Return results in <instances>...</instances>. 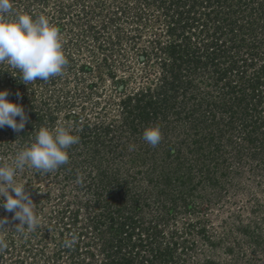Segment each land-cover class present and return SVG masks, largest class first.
<instances>
[{"label": "rangeland", "instance_id": "rangeland-1", "mask_svg": "<svg viewBox=\"0 0 264 264\" xmlns=\"http://www.w3.org/2000/svg\"><path fill=\"white\" fill-rule=\"evenodd\" d=\"M237 1L230 13H218L222 33L232 27L245 45L264 46L254 39L264 38L263 0H242L241 8ZM11 3L58 27L68 65L62 75L26 85L0 64V89L20 91L16 102L28 115L19 133L0 128V163L33 141L41 126L70 128L79 142L58 169L17 174L18 183L27 181L40 224L21 235L13 213L0 206V217H7L0 238L8 245L0 264H119L122 258L127 264H264V99L243 115V105L207 85L208 72L194 75V88L169 90L160 99L154 40L170 37V0ZM212 16L203 33L214 31ZM249 24L252 35L245 32ZM239 54L240 64L246 52ZM258 56L246 76L259 70L264 50ZM143 88L152 95L147 120L131 99ZM150 125L162 133L156 147L142 138Z\"/></svg>", "mask_w": 264, "mask_h": 264}, {"label": "clouds", "instance_id": "clouds-1", "mask_svg": "<svg viewBox=\"0 0 264 264\" xmlns=\"http://www.w3.org/2000/svg\"><path fill=\"white\" fill-rule=\"evenodd\" d=\"M0 64L19 70L20 81L26 85L62 75L68 60L63 51L60 30L45 16L34 17L15 11L11 0H0ZM16 95L19 99L20 93ZM8 97L9 91L0 89V128L7 125L19 133L25 128L28 115L20 103ZM142 138L156 147L162 139L159 126H146ZM78 142L79 136L73 134L70 128L41 126L33 141L20 146L9 160L0 163V206L13 213L12 219L18 221L13 226L17 233L26 236L40 224L31 195L25 190L27 181L18 183L17 174L25 168L43 173L58 169L68 163L67 150ZM6 223L7 217H0V225ZM73 242L65 241V244L71 246ZM7 246V242L0 238V251Z\"/></svg>", "mask_w": 264, "mask_h": 264}, {"label": "trees", "instance_id": "trees-1", "mask_svg": "<svg viewBox=\"0 0 264 264\" xmlns=\"http://www.w3.org/2000/svg\"><path fill=\"white\" fill-rule=\"evenodd\" d=\"M234 1L237 0H202V2L201 0H170V4L167 6L173 10L170 21L168 22L169 24H167V32L170 37L164 41H160L159 39L154 40L156 50L153 49L155 55H160L158 59L162 68L159 78L161 83L157 88L161 94L160 97L169 90L175 92L181 89L183 92H186L190 89L189 86L194 88L196 85L194 83V75L196 76L197 74H205L208 72L212 83L208 81L209 84L207 85L211 86V88L214 87V90H219V95L222 94L224 98H229V100H231L230 96H232L233 102H236L239 107L243 105V115L251 111L250 109L257 111L258 107L262 105V99H264V60L259 64V70H254L250 76L245 75V68L251 66L255 61L259 63L261 58L258 56V48L264 50V46L261 47V45L256 44V42L253 45L251 43L245 45L243 41L236 38L233 33L234 28L232 27L225 33L228 35L231 32L229 38H226L219 25L218 13L223 12L222 16H225V11L230 13L234 5L231 3ZM241 2L242 0L237 1V3L240 4V8L246 6ZM243 2H246V0ZM187 3H189V5H187ZM203 3H205V6H203ZM227 3H230V5L226 6L225 4ZM259 5H262L264 8V0L260 2ZM116 9L119 10V8ZM113 12L112 10L111 14H113ZM212 14L214 15V31L203 33L208 22L211 23L213 20ZM261 15H264V13H261ZM202 16H204L206 20L202 24H199V17ZM250 22L252 21L250 20ZM262 23H264V21ZM199 25L201 30L196 31V27ZM135 29H138V27ZM218 29L221 33L217 32ZM255 30L253 24L251 26L249 24L245 32L251 33L252 35V32ZM255 35L256 33L254 36ZM254 39L256 41L264 40V38H259L258 34ZM240 50H245V55L247 56V54H249V57L247 56L246 58L243 54L242 61L239 64L238 55H240ZM144 57L146 59V55H144ZM14 71L16 74L19 72L17 69ZM7 90L9 91L8 98L16 102L18 99L16 95L17 89L14 87L8 88ZM149 91V88L139 89L135 97L131 98L132 100L135 99V109H137L138 116L144 117L145 120L150 117L151 113L147 110L149 106L152 105L150 101L152 95H149ZM18 92L20 93V91ZM146 94L149 95V98L142 103ZM160 99L166 101V97H161ZM153 101L158 102L155 101V98ZM252 101H254L253 104H251ZM229 124V122H226L225 126H230ZM254 129L256 131L255 125ZM262 139L264 140V136H262ZM129 238L130 237H128V239ZM132 246L136 247V244ZM118 247H121L120 244ZM127 263L128 261L125 260V258H122L119 262V264Z\"/></svg>", "mask_w": 264, "mask_h": 264}]
</instances>
